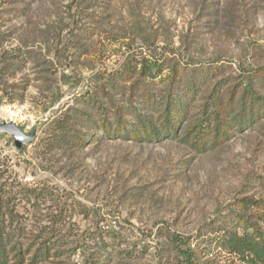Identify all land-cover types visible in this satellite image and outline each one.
I'll return each mask as SVG.
<instances>
[{
  "label": "rangeland",
  "instance_id": "rangeland-1",
  "mask_svg": "<svg viewBox=\"0 0 264 264\" xmlns=\"http://www.w3.org/2000/svg\"><path fill=\"white\" fill-rule=\"evenodd\" d=\"M250 93L264 100V0H0V126L34 132L19 149L0 131L23 264H179L185 246L249 264L220 237L242 233L241 199H264V112L238 117ZM210 110L229 125L198 144Z\"/></svg>",
  "mask_w": 264,
  "mask_h": 264
},
{
  "label": "trees",
  "instance_id": "trees-1",
  "mask_svg": "<svg viewBox=\"0 0 264 264\" xmlns=\"http://www.w3.org/2000/svg\"><path fill=\"white\" fill-rule=\"evenodd\" d=\"M141 64V71L144 75L150 76L153 74V71H159L160 70V62L155 59H142L140 61ZM131 68V67H129ZM261 72L257 71L255 73L254 80L257 81V77H261ZM177 75V70L173 71V76ZM192 88V89H191ZM190 93H193V90L195 88L191 87ZM242 102H241V111L238 113L239 120L243 121V119L246 118V109L244 107V104L249 105L248 113L249 115L253 114H259L261 112H264V100L262 99L259 102L254 101V95L253 94H243L242 95ZM214 105H218L219 110H223L221 107V103L216 102L213 103ZM227 106H230L229 103ZM226 106V107H227ZM210 114H212V117H209L210 120H212L213 125H210L209 123H205L204 127L200 128L197 133L193 135V140H195L196 143L202 144L206 135L212 134V143L219 138H221L225 134V127L228 126L229 122L224 118L222 113H215L213 110H210ZM171 111L168 109L165 112L164 117V123H168L171 121L169 118L172 116ZM105 116H102L99 118L98 123L99 126L104 128V130L108 129ZM173 118V117H172ZM121 128H125V124L119 123L118 124ZM169 128V126L167 125ZM213 127V128H212ZM119 131V130H118ZM167 133L170 132V130L166 131ZM145 136L148 137L149 134L145 132ZM239 206L242 209V212L238 214L236 217V224L243 226V231L240 235L237 233H228L227 235L221 236V242L222 246L227 249L229 252L235 253L236 255H239L245 260V262H248L249 264H264V230L259 228L258 226H255L254 224H249L247 215H245V210H252L254 211V214L256 215L259 220L264 223V199H255V198H244L241 199V202L239 203ZM11 214V212L7 211V207H5V210H1L0 205V264H7L9 263V260L13 256L16 261L13 264H23V253H22V247L17 246L13 240L10 239V231L7 229L3 218L4 215ZM226 232V231H224ZM225 234V233H224ZM10 242V243H9ZM172 242L177 245V248L179 249V244L186 243L181 240L177 235L172 238ZM48 247H46V252L48 251ZM179 252L181 254V260L179 264H198L196 262V258L193 255L191 249L189 247H183L179 249ZM10 253L11 257H10ZM48 253V252H47Z\"/></svg>",
  "mask_w": 264,
  "mask_h": 264
},
{
  "label": "water",
  "instance_id": "water-1",
  "mask_svg": "<svg viewBox=\"0 0 264 264\" xmlns=\"http://www.w3.org/2000/svg\"><path fill=\"white\" fill-rule=\"evenodd\" d=\"M0 131L12 135L14 138L15 146L19 149L22 148L23 144L29 143L34 139L33 131H29L28 133H26L13 122L0 126Z\"/></svg>",
  "mask_w": 264,
  "mask_h": 264
}]
</instances>
